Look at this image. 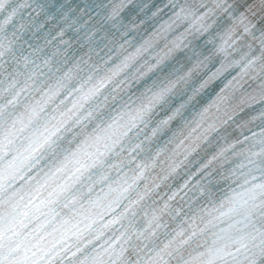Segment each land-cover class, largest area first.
<instances>
[{
  "label": "clouds",
  "instance_id": "clouds-1",
  "mask_svg": "<svg viewBox=\"0 0 264 264\" xmlns=\"http://www.w3.org/2000/svg\"><path fill=\"white\" fill-rule=\"evenodd\" d=\"M0 264H264V0H0Z\"/></svg>",
  "mask_w": 264,
  "mask_h": 264
}]
</instances>
